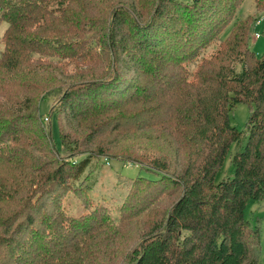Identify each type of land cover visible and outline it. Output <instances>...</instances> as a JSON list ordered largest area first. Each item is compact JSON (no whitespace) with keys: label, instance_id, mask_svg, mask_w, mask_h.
<instances>
[{"label":"trees","instance_id":"1","mask_svg":"<svg viewBox=\"0 0 264 264\" xmlns=\"http://www.w3.org/2000/svg\"><path fill=\"white\" fill-rule=\"evenodd\" d=\"M58 1L0 0V22L8 24L0 53V264H75L72 247L102 213L72 216L62 207L68 180L91 158L57 159L38 103L20 98L22 89L40 87L31 77L41 73L45 89L37 93L61 95L69 125L60 123L61 141L73 155L135 128L173 139L174 161L144 164L156 175L152 186L163 192L167 181L181 195L125 264H258L260 227L246 209L264 201V55L250 47V20L234 19L243 0H209L207 10L203 0H160L148 24L118 3L110 21L69 18L82 32L52 41L39 35L51 26L58 32L57 21L72 12ZM215 42L217 51L204 56ZM238 103L250 107L248 140L233 156L234 175L216 182L241 137L230 118ZM97 153L104 155L102 145Z\"/></svg>","mask_w":264,"mask_h":264},{"label":"rangeland","instance_id":"2","mask_svg":"<svg viewBox=\"0 0 264 264\" xmlns=\"http://www.w3.org/2000/svg\"><path fill=\"white\" fill-rule=\"evenodd\" d=\"M64 4L72 8V12L64 13L67 19L58 20L55 26L41 33L42 37L49 40L61 38L69 40L75 32H82L83 28L74 29V22L69 18L80 17L85 21L87 16L93 19L103 17L111 19L112 10L119 3L127 11L141 18L144 24H148L153 17L157 4L160 0H62ZM134 1L135 3H131ZM193 0H183L191 3ZM64 4L62 6H64ZM209 0H203L201 8L208 9ZM53 7L60 6L58 0H51ZM63 8V7H61ZM120 9V7H119ZM112 12V13H111ZM111 13V14H110ZM234 19L250 20L252 25V37L250 47L258 58L264 55V8L257 5V0L241 1L235 11ZM234 20V21H235ZM233 21V22H234ZM229 24L219 36L226 38L232 29ZM8 28L5 21L0 22V53L4 47V35ZM101 27L92 25L90 33L98 32ZM55 32V33H54ZM89 34V33H88ZM219 47V42L213 43L206 49L204 56L214 54ZM40 55L32 57L38 59ZM44 58V57H43ZM241 66H238L240 69ZM40 75L31 78L39 84L37 89H45L44 80ZM22 89L20 98L33 96L35 104L38 103L44 129L52 134L53 142L60 150L57 159L76 160L80 157L91 158L86 171L78 179H69L65 193L62 195V207L69 215H87L95 212L101 213L97 218L98 226L95 227L81 240H76L72 247L75 264H125L136 254L143 239L159 224L164 223L168 211L175 200L181 195L177 187L172 189L166 181L163 192L156 186H152L150 178H155L149 166L148 160L157 156H168L173 161L178 156L171 145L173 139L162 132H148L144 130L123 131L118 135L105 136L97 141H92L82 147L73 155L62 146L60 135L61 127L69 125L62 119L63 113L60 108V96H48L38 90ZM57 106V113L52 108ZM250 107L245 103H238L231 111V124L241 132V137L233 143L226 157L222 169L216 177L220 182L226 177L234 175L235 167L233 156L244 149L249 136L248 119ZM59 116V117H58ZM72 130V127H70ZM73 131V130H72ZM88 130L79 131L76 134L79 140L85 139ZM102 145L104 155H98V146ZM143 159V160H142ZM142 160V161H141ZM143 163V164H141ZM145 163V164H144ZM29 188L30 186H26ZM246 217L251 224L260 227L259 262L264 264V201H250L246 209Z\"/></svg>","mask_w":264,"mask_h":264}]
</instances>
